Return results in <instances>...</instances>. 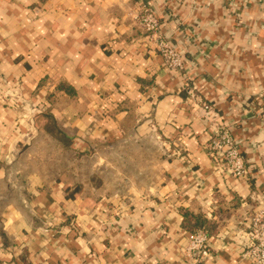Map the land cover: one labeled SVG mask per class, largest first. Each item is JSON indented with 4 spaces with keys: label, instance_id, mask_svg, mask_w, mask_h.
<instances>
[{
    "label": "crops",
    "instance_id": "crops-1",
    "mask_svg": "<svg viewBox=\"0 0 264 264\" xmlns=\"http://www.w3.org/2000/svg\"><path fill=\"white\" fill-rule=\"evenodd\" d=\"M141 3L185 76L135 19ZM201 101L231 125L248 178L215 171ZM46 110L76 152L147 142V176L101 196L97 182L71 195L31 179L29 196L0 207V264H255L243 253L264 204V0H0V162L33 149ZM184 211L219 224L204 260L186 253Z\"/></svg>",
    "mask_w": 264,
    "mask_h": 264
},
{
    "label": "built area",
    "instance_id": "built-area-1",
    "mask_svg": "<svg viewBox=\"0 0 264 264\" xmlns=\"http://www.w3.org/2000/svg\"><path fill=\"white\" fill-rule=\"evenodd\" d=\"M134 17L147 33L154 35L156 48L163 57L164 66L185 76L187 67L184 53L169 35L162 33L161 19L156 10L149 4L141 3ZM201 110L208 132L203 146L212 159L215 171L237 179L248 178L247 161L241 153L240 143L235 138L231 125L221 119L209 102L201 101ZM248 228L244 257L255 264H264V204L249 216ZM186 253L197 261L207 258L210 255L209 234L203 229L192 231Z\"/></svg>",
    "mask_w": 264,
    "mask_h": 264
},
{
    "label": "rangeland",
    "instance_id": "rangeland-1",
    "mask_svg": "<svg viewBox=\"0 0 264 264\" xmlns=\"http://www.w3.org/2000/svg\"><path fill=\"white\" fill-rule=\"evenodd\" d=\"M36 143L33 150L29 154L27 151V155L22 156L19 160L21 167L26 169L25 175L27 173L31 175L30 180L43 179L49 174L55 175L57 173L52 169H64L68 165L67 171H70L68 175L73 180L76 177L77 180L84 181L89 186L93 182L103 181L100 186V196L107 194V191L112 193L113 191L110 190L113 189H116L115 193L127 194L131 188V186L129 187L130 179L136 177L143 180L147 176L146 173L141 174L138 171L140 164L149 163L151 160V158L141 156L138 152L134 155V143L121 144L110 152L106 150L111 155L106 154L104 150H99L93 157L86 155L77 157V152L71 148L57 146L44 138L38 139ZM114 151L117 153L114 154ZM48 168L51 169L49 173L47 172Z\"/></svg>",
    "mask_w": 264,
    "mask_h": 264
},
{
    "label": "trees",
    "instance_id": "trees-1",
    "mask_svg": "<svg viewBox=\"0 0 264 264\" xmlns=\"http://www.w3.org/2000/svg\"><path fill=\"white\" fill-rule=\"evenodd\" d=\"M34 125L37 126V128L41 131V134L37 137L35 141H37L40 138H43V134H48L53 138L54 141H51L55 143L57 146L69 149L71 148V143H73V139L71 136L62 128L59 121L54 118V116L48 111H40L38 112L34 117ZM38 143V142H37ZM35 143L34 146L37 144ZM129 143H134V155L140 153L141 156H144L145 158H150V155L147 152V147L149 145L147 142L144 141H136L133 139L125 140L122 142L117 143L116 145H104L102 146L101 150H110L112 151L119 145H127ZM32 146V148L34 147ZM31 145H25L22 147L21 153L18 156V158L11 163L7 162H0V168H3L6 173L7 177L4 179H0V207H3L5 202L7 200H19L24 197H27L30 195V193L27 190L28 184L30 183V174L25 175L26 169L19 164V160L22 156L27 155L30 153ZM99 149H93V152H97ZM106 151V154H110ZM138 152V153H137ZM117 153V151H114V154ZM77 157H83V156H90V152H77ZM127 154V152H126ZM111 155V154H110ZM133 155V156H134ZM68 165L64 169H52L53 172L57 173L55 175H46L43 178V181L45 182H51L54 180H63L66 182L65 188L67 191H70L71 195H76L79 193V191L82 189V185L84 181H79L76 179L73 180V178L69 177L68 173L70 171H67ZM51 171L50 168L47 169V172L49 173ZM51 176V177H50ZM50 177V178H49ZM69 183H74L73 186L69 185ZM101 186L103 184L102 182L97 183ZM112 185L110 186V188ZM109 188V189H110ZM110 191H116V189L110 190ZM184 220L183 225L194 231L195 229H203L205 230L209 235L210 233L216 232L218 230L219 224L213 220L205 217L203 214H194L190 211H184Z\"/></svg>",
    "mask_w": 264,
    "mask_h": 264
}]
</instances>
